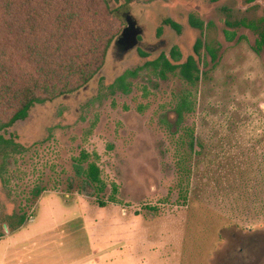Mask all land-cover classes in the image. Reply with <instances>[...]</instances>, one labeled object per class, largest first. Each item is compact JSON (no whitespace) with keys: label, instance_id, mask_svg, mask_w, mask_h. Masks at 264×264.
Returning <instances> with one entry per match:
<instances>
[{"label":"rangeland","instance_id":"1","mask_svg":"<svg viewBox=\"0 0 264 264\" xmlns=\"http://www.w3.org/2000/svg\"><path fill=\"white\" fill-rule=\"evenodd\" d=\"M107 1L115 42L130 14L141 44L121 54L114 42L87 85L0 126V242H27L20 264H264V53L248 30L228 42L222 12L247 8L242 0ZM199 39L219 46L217 62L205 48L195 54ZM162 55L176 64L194 57L197 86L145 67ZM84 152L101 168L103 194L79 174ZM113 185L117 204L102 208Z\"/></svg>","mask_w":264,"mask_h":264},{"label":"trees","instance_id":"2","mask_svg":"<svg viewBox=\"0 0 264 264\" xmlns=\"http://www.w3.org/2000/svg\"><path fill=\"white\" fill-rule=\"evenodd\" d=\"M131 4L135 0H126ZM219 1V0H214ZM264 0H244L248 9L226 10V38L233 41L236 30H248L257 37L254 51L264 53V8L258 4ZM262 10V15L256 16ZM251 13H254L251 15ZM256 17V18H255ZM110 4L107 0H0V126L9 129L27 119L37 104L53 102L70 95L87 85L104 67L107 54L114 44L118 31ZM168 25L180 29L166 20ZM195 27L203 25L192 21ZM243 39V36L239 38ZM213 62L218 60V48L205 44ZM203 42L198 41L196 54H200ZM142 56H147L141 53ZM175 61L179 53L173 51ZM145 67L156 71V76L167 79L169 74L180 77L188 85L197 86L201 69L197 60L190 57L183 64H174L164 55L148 62ZM133 71L129 74L135 77ZM124 76L119 78L124 83ZM189 96L176 107L181 120L190 106ZM192 143L191 148L195 149ZM83 153L78 161L79 174L87 187L98 195L107 190L97 160ZM184 159V158H183ZM4 163V162H3ZM87 165L83 168V165ZM183 171L190 170L184 167ZM2 174V170H0ZM118 187L112 186L108 201H100L102 208L117 204ZM43 191H35L39 198ZM24 218H22L23 223ZM2 231L6 226L1 227ZM4 233L0 232V239Z\"/></svg>","mask_w":264,"mask_h":264},{"label":"crops","instance_id":"3","mask_svg":"<svg viewBox=\"0 0 264 264\" xmlns=\"http://www.w3.org/2000/svg\"><path fill=\"white\" fill-rule=\"evenodd\" d=\"M9 241L10 239L0 242V264H20L23 255L26 254L24 246L27 245V242H23L22 239L15 242ZM2 243H4V246ZM42 261L43 264H56L53 258H43ZM86 261H88L87 257ZM37 262L38 260L36 264Z\"/></svg>","mask_w":264,"mask_h":264},{"label":"flooded vegetation","instance_id":"4","mask_svg":"<svg viewBox=\"0 0 264 264\" xmlns=\"http://www.w3.org/2000/svg\"><path fill=\"white\" fill-rule=\"evenodd\" d=\"M211 1V3L212 4H217V3H219L221 0H219V1H214V0H210ZM124 2H125V6H130V5H132V4H134L135 2H136V0L135 1H133L131 4H128L127 3V1L126 0H124ZM242 2H243V4H244V0H242ZM260 3H261V1H260ZM259 4V3H258ZM260 5V4H259ZM244 6L248 9V6L247 5H245L244 4ZM226 10H233V9H231V8H227V7H224V8H222V12L225 14V16H226V21H227V19L229 18V15H228V13H227V11ZM236 14H237V12L238 11H240V10H233ZM129 18H131V20H133L134 18L132 17V15H130V14H126L125 15V21H126V24H127V26H128V20L127 19H129ZM134 21V20H133ZM192 21H194V22H198V23H201L202 25H203V28L201 29V28H198V27H195L193 24H192ZM226 21H224L225 22V26H226ZM166 22V21H165ZM173 22V21H172ZM165 24H167V23H165ZM176 24V23H175ZM138 25V24H137ZM168 25V24H167ZM178 25V24H177ZM190 25L194 28V29H197V30H200L201 32H202V36H205L204 35V33H205V25H204V23L202 22V21H196L195 19H194V17H193V15L190 17ZM213 25V23H210V24H208V26H212ZM127 26L125 27V29L127 28ZM168 26H171V25H168ZM179 26V25H178ZM172 27V26H171ZM173 29H175L174 27H172ZM179 30L178 29H175L176 31H177V33H181V29H182V27L181 26H179ZM228 29V28H227ZM228 30H230V29H228ZM124 31V30H123ZM162 32V30H160V33ZM123 33V32H122ZM122 35V34H121ZM143 35V34H142ZM142 35L141 36H139V44H138V46L137 47H139V45L141 44V38H142ZM225 36H226V34H225ZM244 37V36H243ZM120 38V37H119ZM119 38H118V40H119ZM237 38V37H236ZM118 40L115 42V44H116V46L118 47V49H119V52L122 54H127V53H129L130 51H132V50H130V51H128V52H126L125 51V46L123 45V44H120V43H118ZM199 40H201L202 42H203V47L200 49V52H201V50L203 49V48H205L206 50H207V48H206V46H205V44H208L207 43V41L205 42L203 39H199ZM198 40V41H199ZM242 40V39H241ZM198 41L196 42V45H195V47H194V52H195V54L197 53L196 52V46H197V43H198ZM227 41L228 42H231V41H229L228 39H227ZM239 41H240V39H239ZM210 46H212L211 44H209ZM136 47V48H137ZM213 47V46H212ZM135 48V49H136ZM218 49H219V46H218ZM134 50V49H133ZM173 51H175V52H177V53H179V55H180V52L178 51V50H176V49H174ZM172 51V52H173ZM207 52H208V50H207ZM172 55V54H171ZM170 55V56H171ZM196 55H198V54H196ZM200 55V54H199ZM165 56V55H164ZM166 57V56H165ZM173 57V56H172ZM167 58V57H166ZM180 58V57H179ZM179 58H178V60L177 61H179ZM212 58V57H211ZM168 59V58H167ZM189 59V58H188ZM187 59V60H188ZM171 61V60H170ZM173 61H175V59H173ZM213 61V60H212ZM172 62V61H171ZM198 62V61H197ZM173 63V62H172ZM185 63V62H184ZM174 64H176V63H174ZM201 69V68H200Z\"/></svg>","mask_w":264,"mask_h":264},{"label":"water","instance_id":"5","mask_svg":"<svg viewBox=\"0 0 264 264\" xmlns=\"http://www.w3.org/2000/svg\"><path fill=\"white\" fill-rule=\"evenodd\" d=\"M128 20V26L124 29L122 35L120 36L118 43L123 44L125 46V51L128 52L130 50L135 49L139 44V36L143 34L142 29H140L137 25L136 21Z\"/></svg>","mask_w":264,"mask_h":264}]
</instances>
